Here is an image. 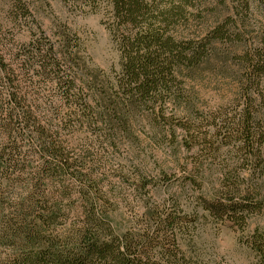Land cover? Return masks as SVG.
<instances>
[{"label":"trees","instance_id":"1","mask_svg":"<svg viewBox=\"0 0 264 264\" xmlns=\"http://www.w3.org/2000/svg\"><path fill=\"white\" fill-rule=\"evenodd\" d=\"M61 1L110 9L120 72L90 68L68 27L47 35L32 0H9L8 21L37 31L29 26L28 42L18 44L0 23V264H184L180 238L194 229L180 205L187 185L209 216L246 230L264 212V43L245 57L236 99L198 114L180 79L178 28L193 20L207 37L227 38L222 22L208 24L205 7L223 0ZM236 1L248 13L249 0ZM144 114L172 152L180 143L191 152L192 177L165 203L146 196L154 181L133 149ZM82 129L76 153L68 137ZM121 147L126 157L108 166L105 152ZM129 175L141 205L115 220L124 188L108 189L109 180ZM245 244L264 264V225Z\"/></svg>","mask_w":264,"mask_h":264},{"label":"rangeland","instance_id":"2","mask_svg":"<svg viewBox=\"0 0 264 264\" xmlns=\"http://www.w3.org/2000/svg\"><path fill=\"white\" fill-rule=\"evenodd\" d=\"M32 1L36 9V23L47 35H51L61 26L68 27L80 40L84 48L82 55L90 68L100 70L111 78L115 76L114 73L120 72V52L109 29V24L112 23L110 9L102 7L100 10L91 11L83 5L71 6L70 3L61 0ZM248 2L250 6L246 14L236 0L205 4L206 8L212 9L207 14L208 24L222 22L224 28L229 31L227 35L230 37L227 36L225 39L207 37L209 29L193 20L188 27L178 28L177 34L186 44L182 50L185 62L181 65L180 79L183 81V87L194 112L198 114L217 109L236 99L240 79L247 71L248 64L245 57L263 47L264 10L259 5L262 1ZM8 8L9 0H0V21H2L0 23L4 25L6 36L12 37L15 43H27L32 34L29 26L33 28L35 24L13 25L7 19ZM241 15L246 18L244 21L238 20ZM33 31L37 29L34 27ZM252 95L256 96V94ZM149 118L144 114V124L135 129L138 141L133 149L143 160L145 170L155 184L147 185L146 196L150 202L165 203L171 195H179L182 182L192 177L190 166L192 157L191 152H186L181 143L175 152H172L171 145L164 137L156 132L154 136L149 129ZM177 133L180 138L179 128ZM85 136L87 132L82 129L68 137L70 147L76 153L80 152V145ZM125 150L121 147L113 154L110 150L105 152L108 166L120 161L122 156L126 157ZM129 176L131 177H128V181L125 180L122 184H119L115 178L109 180L108 189L114 190L111 186L119 188V185L124 188L122 198H117L119 212L114 214L115 220H119L120 211L126 219L130 217L133 208L138 209L141 205L138 200L140 195L144 194L132 191L131 185L135 178L133 175ZM185 188L188 191L187 196L180 197V205L190 214L194 229L191 230V234L180 238L185 255L184 264H254L253 254L246 246L245 238L254 227L264 225V212L252 216L248 227L242 231L230 223L209 216L197 204L199 190L188 185ZM194 206L195 210L192 209Z\"/></svg>","mask_w":264,"mask_h":264}]
</instances>
